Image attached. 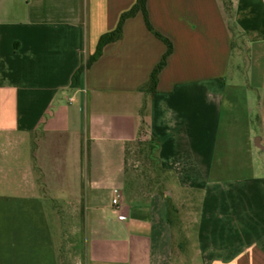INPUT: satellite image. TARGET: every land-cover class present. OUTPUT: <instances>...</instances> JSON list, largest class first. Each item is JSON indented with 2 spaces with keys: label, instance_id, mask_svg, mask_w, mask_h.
Wrapping results in <instances>:
<instances>
[{
  "label": "crops",
  "instance_id": "obj_1",
  "mask_svg": "<svg viewBox=\"0 0 264 264\" xmlns=\"http://www.w3.org/2000/svg\"><path fill=\"white\" fill-rule=\"evenodd\" d=\"M227 1H145L150 95L141 12L70 88L136 0H0V264H62L60 203L67 264H264V0ZM150 139L158 188L127 174Z\"/></svg>",
  "mask_w": 264,
  "mask_h": 264
},
{
  "label": "trees",
  "instance_id": "obj_2",
  "mask_svg": "<svg viewBox=\"0 0 264 264\" xmlns=\"http://www.w3.org/2000/svg\"><path fill=\"white\" fill-rule=\"evenodd\" d=\"M145 1L146 0H136L135 5L128 12L121 15L119 23H118L117 27L115 28V30L110 32V33H106L99 38L94 54L92 56H90L89 59L85 62V64L82 65L81 67H79V69L73 74L72 79H71L70 88L74 89V88L79 87L81 74L84 72V70L88 69L100 57L101 52L103 50V47L105 45L112 43V42H115L121 38L123 22L126 19L133 17L136 13L141 12L143 17H144L145 24H146L147 28L150 31H152L153 34L158 39L163 41L164 44L166 45V48H167L165 54L163 55V57L160 61V63L153 69V71L150 75V79H149V82L147 84V87L145 89L146 94L151 95L155 92L158 74L163 69V67L165 66L166 59H167L168 55L171 53L172 47H171V44L169 43L168 40L163 38L158 33L154 32L153 29L151 28V26L149 25L147 12L145 9ZM221 1L223 2V7H224L225 13L227 15V19L230 21V19H231L230 3L227 0H221ZM137 142L141 143L146 148L147 159L151 160L154 163L155 171H157L159 174L162 175L164 173V171H162L159 168L158 159L156 156V151L158 149V145L153 139H150V140L145 141V142L134 141L131 143H127L125 146V154L127 156V159H128V147L130 145H132L133 143H137ZM127 174L130 175L132 173L127 169ZM173 211H174V208L169 204V206H168L169 219H170V214Z\"/></svg>",
  "mask_w": 264,
  "mask_h": 264
},
{
  "label": "rangeland",
  "instance_id": "obj_3",
  "mask_svg": "<svg viewBox=\"0 0 264 264\" xmlns=\"http://www.w3.org/2000/svg\"><path fill=\"white\" fill-rule=\"evenodd\" d=\"M246 75L249 77L250 73L249 71L246 72ZM260 76V75H259ZM243 77H245L243 75ZM128 163L131 166V170H129L132 174H135L140 179V185L144 188H158V182H160L162 175L159 174L157 171H155L154 163L147 159V151L146 148L139 142L133 143L128 147ZM160 188V187H159ZM62 207V210L64 211L61 213L60 217H58V222L56 223L55 219L50 217L51 223H52V230L57 238H62L63 244L60 248L59 255L61 256L62 264H67L65 261V249L67 243L69 241H75V250L78 254L82 255L84 250L83 245V238L81 235H78L79 239H73L75 238V234L72 235V229L73 225L71 224V219H69L68 211L64 205V203L59 204ZM78 223L79 226H82V218L79 215L78 217ZM188 242H186V248L187 249V257H193L196 258L197 255V246H196V239L194 235H187ZM188 243V244H187ZM81 264V263H80Z\"/></svg>",
  "mask_w": 264,
  "mask_h": 264
},
{
  "label": "built area",
  "instance_id": "obj_4",
  "mask_svg": "<svg viewBox=\"0 0 264 264\" xmlns=\"http://www.w3.org/2000/svg\"><path fill=\"white\" fill-rule=\"evenodd\" d=\"M112 202H113L114 205L117 204V200L116 199H114Z\"/></svg>",
  "mask_w": 264,
  "mask_h": 264
}]
</instances>
